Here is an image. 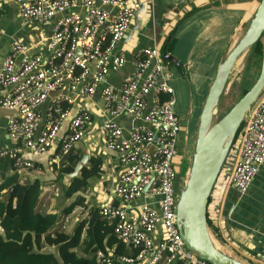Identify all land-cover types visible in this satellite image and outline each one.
Here are the masks:
<instances>
[{
  "label": "built area",
  "instance_id": "1",
  "mask_svg": "<svg viewBox=\"0 0 264 264\" xmlns=\"http://www.w3.org/2000/svg\"><path fill=\"white\" fill-rule=\"evenodd\" d=\"M15 1L24 24H50L52 31L45 52L35 53L28 45L16 43L3 62L0 107L14 113L7 132L22 150L42 155L56 146L68 122L58 143L56 158L61 161L82 141L93 121L90 111L73 112L75 99L93 98L109 73L127 64L116 46L129 32L135 10L126 0ZM135 59L136 71L119 90L108 86L101 91L107 115L101 131L108 150L119 156L117 195L122 205L100 208L102 220L135 254L114 256L99 251L97 264H210L186 248L177 227L182 130L167 65L157 47L141 49ZM162 95L168 99L162 101ZM48 101L41 128V108ZM253 108L226 161L236 158L227 184L240 195L248 192L264 165V92ZM119 117L132 120L127 133L114 122ZM135 121L149 127L134 125ZM4 157L11 158L21 174L34 168L20 149L0 150V158Z\"/></svg>",
  "mask_w": 264,
  "mask_h": 264
},
{
  "label": "crops",
  "instance_id": "2",
  "mask_svg": "<svg viewBox=\"0 0 264 264\" xmlns=\"http://www.w3.org/2000/svg\"><path fill=\"white\" fill-rule=\"evenodd\" d=\"M260 2L261 0H126L127 6L134 9L135 14L142 10L138 15L137 27L134 16L130 28L134 29L132 36L129 37L127 33L116 46V53L122 52L125 55L126 66L121 70L111 71L99 85V93L93 98H77L72 107L76 113L83 110L92 113L93 121L77 145L83 141L87 143L89 158L97 157L102 160V173L100 177L90 180L85 191L71 199L63 200L59 188L62 185L68 187L70 180L68 175H62L65 161L56 158L58 146L42 155L22 150L7 132L8 120L14 113L0 107V150L20 149L24 158L35 164L34 170L27 171L28 174L22 173L21 177L24 176L23 180H39L41 183L36 211L43 215L60 216L51 233L64 232L71 235L81 221L89 220L92 209H100L105 205H122L117 195L121 172L119 156L108 150L101 131L107 118L102 89L110 86L119 90L125 79L136 71V53L141 49L157 47L162 56L166 52L178 63L177 66L167 64L176 96L177 85L182 90L184 86L187 87V82L195 84L200 90L205 89V96H208L219 66L243 36ZM51 31L50 24L32 27L24 24L16 1L0 0V71L16 43L28 45L35 53L45 52ZM148 99L151 101L152 95ZM114 122L125 133L133 126L132 120L127 117L115 118ZM135 124L149 127L143 122L135 121ZM182 129L187 135L184 124L181 125ZM185 139L188 141L187 137ZM77 150L83 156L82 150ZM235 160L232 159L224 168L209 202L208 218L213 226L211 233L218 248L229 256L246 264H264V165L248 192L240 195L227 184ZM10 173H13L12 169ZM10 173H6V176ZM2 176L0 173V179ZM56 190H59L58 195ZM80 197L84 200L83 205L66 215L64 210ZM48 250L58 255L56 248Z\"/></svg>",
  "mask_w": 264,
  "mask_h": 264
},
{
  "label": "trees",
  "instance_id": "3",
  "mask_svg": "<svg viewBox=\"0 0 264 264\" xmlns=\"http://www.w3.org/2000/svg\"><path fill=\"white\" fill-rule=\"evenodd\" d=\"M250 54L252 61L247 63L246 71L248 66L255 63L256 65L259 63L260 67L263 56L261 41L251 49ZM248 91L249 89H244L242 97ZM161 98L162 101H166L168 96L162 95ZM180 136L178 151L183 153L186 140L184 131H181ZM77 151L64 162L62 175L74 173L82 159L78 154L80 151ZM101 167L100 158L90 157L79 176L71 179L68 187H64L66 198L71 199L79 192L85 191L90 180L100 177ZM11 169L13 173H10ZM18 171L14 168V161L11 158H0V173L3 175L0 179V264H97L96 255L99 251L114 256L135 254L118 241L114 235V228L102 220L98 208L92 209L89 220L81 221L73 234L51 233L55 230L60 216L43 215L36 211L41 183L39 180L32 181L27 178L23 180L24 176L21 177L22 174ZM6 173H10L9 176H6ZM183 177L184 172L178 173L176 189L179 188L178 183ZM12 188L9 201L5 202V197ZM83 203L81 197L77 198L64 213L71 214ZM208 223L212 229L209 218ZM48 248H56L58 255L49 252Z\"/></svg>",
  "mask_w": 264,
  "mask_h": 264
},
{
  "label": "water",
  "instance_id": "4",
  "mask_svg": "<svg viewBox=\"0 0 264 264\" xmlns=\"http://www.w3.org/2000/svg\"><path fill=\"white\" fill-rule=\"evenodd\" d=\"M142 9V7L140 8ZM135 14V25H138V15ZM134 32L130 30L128 36ZM259 41L263 45L261 72L252 88L218 121L214 117L219 111L222 97L229 84V78L236 64L242 59ZM164 59L178 65L173 56L164 53ZM264 92V0H261L253 18L242 38L233 46L231 51L222 61L217 71L216 78L210 88L204 107L199 119V127L195 148L187 180L180 192L177 202V227L186 245V248L195 252L200 259L210 264H246L220 250L211 234L208 223V207L215 185L225 167L227 158L236 142L239 132L246 120L247 114L254 107ZM50 101L42 108L44 126L45 113ZM65 124L59 135L57 144L67 129ZM40 128V130H41ZM85 141L76 145L64 156V161L73 154L76 149L83 152L82 159L76 166L74 173L68 175L69 179L79 176L81 170L89 161L88 147ZM13 188L8 191L5 202H8Z\"/></svg>",
  "mask_w": 264,
  "mask_h": 264
},
{
  "label": "rangeland",
  "instance_id": "5",
  "mask_svg": "<svg viewBox=\"0 0 264 264\" xmlns=\"http://www.w3.org/2000/svg\"><path fill=\"white\" fill-rule=\"evenodd\" d=\"M250 53H251V50L240 60V62L235 67L236 69L234 68V70H233L234 73L232 72V74L230 75L229 84H228L227 89L224 93V96L222 97V101L220 103L219 111H217V113L214 117L215 121H218L223 115H225L239 101L240 98H242L244 89L250 90V88H252L254 83L257 81V79L260 75V72H261V65H260V67L258 66L259 63L257 65L255 63V65L253 64L252 66L251 65L248 66V69L246 71L247 63L252 61V58H250V55H251ZM163 59H164V56H163ZM164 61H165V64L167 65L168 61L165 59H164ZM231 78H232V80H231ZM187 84H188V85H186L187 87L185 88V86H184V88L182 90L180 88H178V85H177L178 94L176 96V98L178 99V105L176 106L175 110H176V112H177V114L181 120V125L184 124V128L186 129L187 135L185 132L184 133H185V136L188 138V141L185 140V144L183 147V153H179V151H178L177 171L179 174L181 172H184L183 179L180 180V182L178 183V185L180 184L179 188L177 189L178 198H179L180 192L184 186V183L187 180L186 176H187V173L189 172V169H190V165H191V161H192V155H193L194 148H195V142H196L198 127H199L198 126L199 119H200L201 112H202V109L204 107V104H205V101L207 98V96H205V94H206L205 89L200 90L197 88V86L195 84H192L189 82H187ZM189 122H191V124H189ZM188 124L190 125V129H189ZM182 130L184 131V129H182ZM190 132H191V134H190ZM238 136H239V134H238ZM180 138H181V136H180ZM178 147H179V144H178ZM59 151H60V146L58 144L57 152H59ZM63 159H64V157H63ZM226 165H227V163L225 164V167H226ZM34 169H35V166L31 170H34ZM16 170L18 171V169H16ZM31 170H29V171H31ZM69 180H71V179H69ZM59 188L61 190V195H62L63 200L67 199L66 195L63 191V189H64L63 185L59 186ZM56 191H58V194H59V190H56ZM210 231H211V229H210Z\"/></svg>",
  "mask_w": 264,
  "mask_h": 264
},
{
  "label": "bare ground",
  "instance_id": "6",
  "mask_svg": "<svg viewBox=\"0 0 264 264\" xmlns=\"http://www.w3.org/2000/svg\"><path fill=\"white\" fill-rule=\"evenodd\" d=\"M241 38H242V37H241ZM241 38H240V39H241ZM240 39H239V40H240ZM246 57H247V56H246ZM240 60H241V59H240ZM240 60H239V62H240ZM239 62H238V63H239ZM245 62H246V61H245ZM238 63H237V64H238ZM237 64H236V65H237ZM242 64H243V63H242ZM244 65H245V64H244ZM235 67H236V66H235ZM235 69H236V68H235ZM233 73H234V72H233ZM235 74H236V73H235ZM233 75H234V74H233ZM231 80H232V78H231ZM216 245H217V244H216ZM217 247H218V246H217Z\"/></svg>",
  "mask_w": 264,
  "mask_h": 264
}]
</instances>
